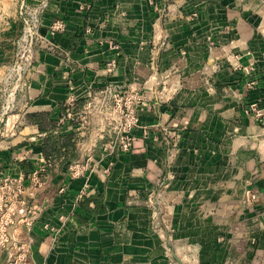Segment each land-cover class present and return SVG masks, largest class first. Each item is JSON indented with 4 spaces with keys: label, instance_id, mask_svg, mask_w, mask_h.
Segmentation results:
<instances>
[{
    "label": "crops",
    "instance_id": "obj_1",
    "mask_svg": "<svg viewBox=\"0 0 264 264\" xmlns=\"http://www.w3.org/2000/svg\"><path fill=\"white\" fill-rule=\"evenodd\" d=\"M27 1L45 3L42 46L0 140V170L44 167L47 193L64 189L29 228L33 264H264V204L219 206L247 186L264 194V120L245 114L264 104V0ZM7 25L0 68L22 27ZM106 86L137 118L128 151L104 149L102 125L87 123L88 97ZM69 98L84 112L60 123ZM32 113L50 115L60 144L71 136L72 156L61 151L46 167L48 133L26 121ZM75 162L87 170L72 177Z\"/></svg>",
    "mask_w": 264,
    "mask_h": 264
},
{
    "label": "built area",
    "instance_id": "obj_2",
    "mask_svg": "<svg viewBox=\"0 0 264 264\" xmlns=\"http://www.w3.org/2000/svg\"><path fill=\"white\" fill-rule=\"evenodd\" d=\"M18 2L20 5L16 17L22 20V27L16 40V53L12 59L13 62L11 61L7 66L0 68L1 71L3 70V74L0 76V84L7 85L9 83L11 86L6 97L0 94L1 139L5 137L4 132L7 122L12 116L9 114L15 110L14 104H18L16 100L18 99L19 101L25 96L31 80L34 52L42 46V38L38 30L41 24L42 8L45 6L44 1L36 5H30L27 0ZM48 50L52 53L56 51L55 47L52 46H48ZM113 68L114 64L110 63L107 64L105 70L112 72ZM88 98L85 109L88 110L91 116H95V121H88L87 123L91 122L95 126L99 123L102 125L103 129L100 138L108 140L104 145V149H110L116 144L117 150L128 151L132 142L129 130L137 127L138 121L133 109L125 106L126 94L115 86H106L101 90H97ZM63 106L64 116L58 119L60 123L64 120L75 122L79 114L84 112V108L81 112H75V102L70 98ZM245 114L264 120V104L262 106L251 104L249 112L245 111ZM157 129L165 138H178L175 132H169L164 126H160ZM141 132L145 138L150 135L147 128H142ZM76 145L81 149L83 148L81 145L79 146L78 141ZM51 165L50 161H46V167ZM81 169L87 170V167L82 166L79 162L69 165L72 177L78 175ZM51 185V177L44 167L36 168L26 176L6 175L0 170V254L5 253L7 258L5 264H33L29 252L33 245L29 228L48 207L54 204L56 196L64 192V189L60 188L55 191L54 195L47 193ZM29 190L31 194L28 193ZM86 194L87 192L82 190L79 193V197ZM37 196L40 199L36 198ZM263 204L264 194L247 186L236 204L224 203L219 206H223L224 210L231 214L232 211H237L238 213L241 208L252 209ZM218 210L221 211V209Z\"/></svg>",
    "mask_w": 264,
    "mask_h": 264
},
{
    "label": "trees",
    "instance_id": "obj_3",
    "mask_svg": "<svg viewBox=\"0 0 264 264\" xmlns=\"http://www.w3.org/2000/svg\"><path fill=\"white\" fill-rule=\"evenodd\" d=\"M62 110H64V106L61 107ZM26 121L29 123H32L33 125H36L40 131H45L48 133V137L46 138V142L41 147V152L44 155L46 161H52V158L58 157L62 152L63 159L67 157V153L72 156V150L74 148V143H72L71 136L68 135L64 138V141L62 144H60V139L56 136H53L52 130L55 123L53 120H51L50 115L47 113H32L27 114L25 116ZM64 147V150L62 149ZM62 149V150H61ZM255 245V244H254Z\"/></svg>",
    "mask_w": 264,
    "mask_h": 264
},
{
    "label": "rangeland",
    "instance_id": "obj_4",
    "mask_svg": "<svg viewBox=\"0 0 264 264\" xmlns=\"http://www.w3.org/2000/svg\"><path fill=\"white\" fill-rule=\"evenodd\" d=\"M18 1H20V0H0V32L3 29H5V28H7L9 26L7 24L8 23L10 24V22L12 21V19L16 23H18V24L21 25L22 20L20 18L16 17V14L18 13V7L20 5V3ZM16 40H17V38L15 39V42H14L15 45H16ZM15 53H16V51H15ZM13 58H14V56H13ZM2 71L0 72V76L3 74ZM10 88H11V86L9 85V83L7 85L0 84V94L5 95V97H6ZM17 102H18V99L16 100V103ZM20 107H21L20 104H14L15 110L11 114H9V115H15L16 113H18L19 110H21ZM91 117H92L91 122L93 120L95 121V116L94 117L91 116ZM114 118H116V117H114ZM13 122H14V118L11 117L9 119L8 123H7L6 128L7 129H10V127H11V125H12ZM87 122H88V120H87ZM5 134L8 135V132L7 131L4 132V136H5ZM0 140L2 141L1 138H0Z\"/></svg>",
    "mask_w": 264,
    "mask_h": 264
},
{
    "label": "bare ground",
    "instance_id": "obj_5",
    "mask_svg": "<svg viewBox=\"0 0 264 264\" xmlns=\"http://www.w3.org/2000/svg\"><path fill=\"white\" fill-rule=\"evenodd\" d=\"M262 33L264 34V28H261Z\"/></svg>",
    "mask_w": 264,
    "mask_h": 264
}]
</instances>
